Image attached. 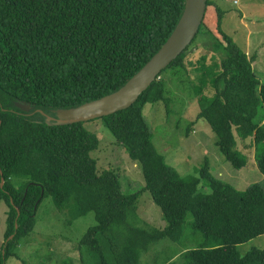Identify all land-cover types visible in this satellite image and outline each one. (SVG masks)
<instances>
[{
	"label": "trees",
	"instance_id": "obj_1",
	"mask_svg": "<svg viewBox=\"0 0 264 264\" xmlns=\"http://www.w3.org/2000/svg\"><path fill=\"white\" fill-rule=\"evenodd\" d=\"M184 5L185 0H0V202L7 204L0 264L33 230L46 195L74 218L94 213L95 224L80 240L88 255L81 264H140L150 246L179 239L188 213L196 245L179 254L180 264H264V248L239 250L264 234V186L237 189L212 174L208 158L198 175H180L156 149L145 121L147 103L162 102L168 110L171 99L161 75L184 66L188 47L132 105L101 117L140 166L141 190L124 193L115 171L98 172L90 153L99 139L85 121L55 123L57 110L123 86L167 40ZM222 19L217 7L216 28L224 41L218 47L225 57L209 79L212 94L199 97L197 118L207 121L218 151L235 169L246 165L237 141L248 142L264 175V121H256L264 108V83L253 70L254 57L223 31ZM199 185L211 191L199 192ZM143 191L160 207L163 228L139 217L136 203Z\"/></svg>",
	"mask_w": 264,
	"mask_h": 264
},
{
	"label": "rangeland",
	"instance_id": "obj_2",
	"mask_svg": "<svg viewBox=\"0 0 264 264\" xmlns=\"http://www.w3.org/2000/svg\"><path fill=\"white\" fill-rule=\"evenodd\" d=\"M217 7L223 10L221 28L249 58L254 57L253 70L264 83V0H211L200 30L187 48L184 66L176 72L170 69L161 75L171 99L168 110L162 102L147 103L143 109L144 118L156 149L180 175H198L196 169L208 158L210 170L217 179L237 189L253 183L264 186V175L256 167L253 147L248 142L237 141V147L246 157V165L241 169L233 168L218 151L216 136L207 121L197 118L202 106L199 97L201 93L212 94L209 79L219 72L220 61L225 57L224 50L218 47V43L224 41L216 28ZM201 64L205 69L200 67ZM197 89L200 92H196ZM256 121L263 123V107L259 108ZM83 126L99 139L98 148L90 153L97 162L98 172L115 171L124 193L141 190L144 180L140 166L117 143L102 118L85 121ZM198 188L203 193L211 191L202 185ZM136 204L138 215L145 223L157 228L165 226L162 211L153 202L150 192L143 191ZM6 210L7 204L2 200L0 240L4 239ZM192 220L191 213H188L179 239L167 238L150 246L140 264H163L170 260L180 264L182 258L179 254L196 245L190 236ZM93 224V212L74 218L68 209L59 208L53 198L46 195L36 211L33 230L15 247L14 254L6 259L5 264H81V256L87 260L88 255L85 247L80 246V240ZM252 247L264 248V234L241 244L239 250L245 253Z\"/></svg>",
	"mask_w": 264,
	"mask_h": 264
},
{
	"label": "water",
	"instance_id": "obj_3",
	"mask_svg": "<svg viewBox=\"0 0 264 264\" xmlns=\"http://www.w3.org/2000/svg\"><path fill=\"white\" fill-rule=\"evenodd\" d=\"M206 7L207 0H185L183 12L167 40L123 86L101 98L73 108L57 110L55 123L67 124L101 118L132 105L161 71L191 44L203 22ZM16 105L24 110H30L28 104Z\"/></svg>",
	"mask_w": 264,
	"mask_h": 264
},
{
	"label": "crops",
	"instance_id": "obj_4",
	"mask_svg": "<svg viewBox=\"0 0 264 264\" xmlns=\"http://www.w3.org/2000/svg\"><path fill=\"white\" fill-rule=\"evenodd\" d=\"M6 211H7V210H6ZM3 240H4V239H1V240H0V246L3 244V243H2V242H4ZM0 250L2 251V248H1ZM0 253H1V252H0Z\"/></svg>",
	"mask_w": 264,
	"mask_h": 264
}]
</instances>
